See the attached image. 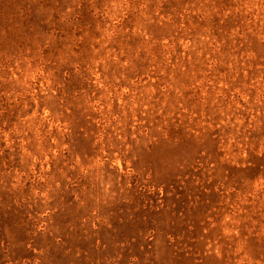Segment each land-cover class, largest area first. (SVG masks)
<instances>
[{
    "label": "rangeland",
    "instance_id": "rangeland-1",
    "mask_svg": "<svg viewBox=\"0 0 264 264\" xmlns=\"http://www.w3.org/2000/svg\"><path fill=\"white\" fill-rule=\"evenodd\" d=\"M0 264H264V0H0Z\"/></svg>",
    "mask_w": 264,
    "mask_h": 264
}]
</instances>
